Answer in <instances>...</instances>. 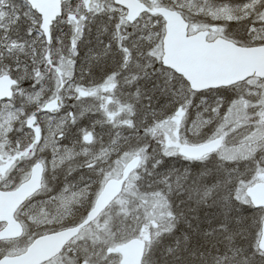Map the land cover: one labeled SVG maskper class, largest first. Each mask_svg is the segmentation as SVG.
<instances>
[{"label": "snow or ice", "instance_id": "1", "mask_svg": "<svg viewBox=\"0 0 264 264\" xmlns=\"http://www.w3.org/2000/svg\"><path fill=\"white\" fill-rule=\"evenodd\" d=\"M0 264H264V0H0Z\"/></svg>", "mask_w": 264, "mask_h": 264}]
</instances>
